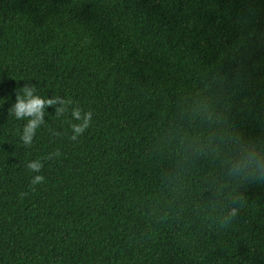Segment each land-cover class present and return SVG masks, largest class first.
Returning a JSON list of instances; mask_svg holds the SVG:
<instances>
[{"label":"trees","instance_id":"obj_1","mask_svg":"<svg viewBox=\"0 0 264 264\" xmlns=\"http://www.w3.org/2000/svg\"><path fill=\"white\" fill-rule=\"evenodd\" d=\"M28 83L72 104L24 146ZM0 99V264H264V176L230 171L264 148V0H0Z\"/></svg>","mask_w":264,"mask_h":264},{"label":"clouds","instance_id":"obj_2","mask_svg":"<svg viewBox=\"0 0 264 264\" xmlns=\"http://www.w3.org/2000/svg\"><path fill=\"white\" fill-rule=\"evenodd\" d=\"M3 100L0 99V103ZM72 101L59 94L51 97L40 95L36 84L28 83L16 93L15 102L11 105L9 112L17 119L23 120V126L18 133L19 140L24 146H30L36 136L37 130L46 124L45 114L47 107H54L57 117L63 116L69 110ZM69 129L72 141H76L89 127L92 117L91 111H82L78 106H72L70 110ZM60 155L59 150L53 151L43 158H36L26 162L25 167L32 174L31 185L43 183L45 176L41 174L44 160L52 159ZM248 169L251 173L264 176V148L254 144L241 143L238 145L237 154L232 160L230 171L240 173ZM235 208L228 210V215H234Z\"/></svg>","mask_w":264,"mask_h":264},{"label":"bare ground","instance_id":"obj_3","mask_svg":"<svg viewBox=\"0 0 264 264\" xmlns=\"http://www.w3.org/2000/svg\"><path fill=\"white\" fill-rule=\"evenodd\" d=\"M167 175V174H166ZM171 187V186H170ZM176 188V187H175ZM170 206V205H169ZM131 208V207H130ZM138 214V213H137ZM154 214V213H153ZM166 215V214H165ZM171 218V217H170ZM193 223V222H192ZM199 225V224H198ZM163 228V227H162ZM154 231V230H153ZM148 236V235H147ZM261 239V238H260ZM256 240V239H255ZM258 242V241H257ZM186 253V252H185ZM148 255V254H147ZM252 255V254H251ZM155 259V258H154Z\"/></svg>","mask_w":264,"mask_h":264}]
</instances>
